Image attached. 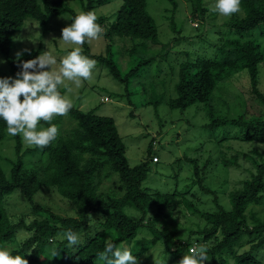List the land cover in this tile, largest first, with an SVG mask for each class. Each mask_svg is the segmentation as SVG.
I'll return each instance as SVG.
<instances>
[{
  "label": "trees",
  "instance_id": "trees-1",
  "mask_svg": "<svg viewBox=\"0 0 264 264\" xmlns=\"http://www.w3.org/2000/svg\"><path fill=\"white\" fill-rule=\"evenodd\" d=\"M109 1L82 0L83 10L94 13L95 8ZM169 1L175 7V0ZM188 1L192 19L200 22L212 20L204 0ZM146 4L147 0H120L112 17L96 15V22L103 28L102 36L107 40L105 50L93 53L86 41L81 46L82 55L106 68L110 76L123 86L121 96L126 97L130 104L133 96H137L136 102L141 106L153 104L156 107L165 100L168 107L180 111L193 104H203L207 118L203 126L210 129L237 126L241 130L232 136L234 139L264 144L263 112L257 115L250 112L246 101V111L251 116H221L214 113L212 105L217 85L245 70L252 103L264 106V93L259 88L258 79L259 68L264 62V46L250 37L251 31L259 25L257 34L264 37V0H240V11L224 19L220 25L224 30H216L218 36L213 42L212 56L196 55L177 64L176 95L170 98L156 94L153 86L143 81L142 77L150 76L151 64L158 56H161L160 63L163 64V56L170 53L171 43L178 41L179 37L161 43L158 27ZM61 14H69L71 19L77 15L61 0H0V52L9 65L12 77L21 71V62L36 58L42 51L39 45L36 50L24 52L19 59L11 57V38L23 25V20L34 18L42 34H45L51 30L49 20ZM210 24L213 26V23ZM170 26L177 33L173 21ZM196 36L198 34L190 38ZM118 38L131 42V46L124 50L127 54L125 60V53L115 44ZM155 45L161 47V51L149 54L148 50ZM58 90L63 95L60 86ZM67 115L75 120L76 125L67 131L62 130V116L54 117L51 124L58 128L57 138L43 149L26 147L22 151L21 136H11L17 159L11 162L9 177L0 165V249L23 256L28 264H101L97 256L109 240L117 247H127L137 259L157 242L163 243L171 253H180L185 249L188 252L193 242L195 247L205 248L213 263L228 258L233 259V264L261 263L256 251L264 248V218L254 216L250 219L246 211L249 205L264 200V162L253 159L255 172L251 171L238 188L229 192L231 208L227 210L218 203L215 192L204 183L206 164L199 167L191 160L196 183L206 193L213 194L215 208L200 210L184 199L187 207L203 218L204 225L190 231L187 237L175 240V229L168 228L167 219L178 205L176 192H160L142 186L149 161H159L152 160L156 156L155 138L148 143L144 160L130 166L125 145L112 117L96 115L75 106ZM41 124L50 126L43 121ZM6 131V123L0 119V142L5 138ZM29 152H39L40 157L26 166L21 157ZM252 152L259 155L256 148H252ZM231 155H224L225 165L236 163V153ZM104 179L112 180L110 192L100 189ZM42 189L59 193L74 209L75 215L55 213L35 201V194ZM14 191L27 201L28 211L14 215L13 219L9 213L11 208L4 203V198ZM126 207L138 213V217L134 218L126 212ZM160 219H163L162 222ZM143 226L148 228L150 236L138 238V231ZM67 230H72L79 237L81 235V243L69 247L63 235ZM245 234L249 235L250 246L238 252L236 246ZM193 235L195 240L192 241ZM53 250H56L57 256L52 257Z\"/></svg>",
  "mask_w": 264,
  "mask_h": 264
},
{
  "label": "rangeland",
  "instance_id": "rangeland-1",
  "mask_svg": "<svg viewBox=\"0 0 264 264\" xmlns=\"http://www.w3.org/2000/svg\"><path fill=\"white\" fill-rule=\"evenodd\" d=\"M61 1L77 14L84 12L82 0ZM175 2V7H172L169 0H147L146 4L147 11L154 18L158 27L159 41L167 43L174 37H179V42L171 43L170 53L163 56V64L160 63L161 56H158L151 64L150 76L142 77L143 81L153 86L156 94H164V98L176 95L174 83L177 81L178 63L196 55L212 56L214 52L213 42L218 36L216 30H224L220 25L224 19L228 18L212 11L215 0H204L210 9L208 14L212 20L208 19L201 22L190 17V2L188 0H175ZM119 5L120 0H111L95 8L94 13L95 15L104 14L112 17ZM172 21L177 33L171 29L170 23ZM71 23L69 14L53 16L49 20L51 30L42 34L39 23L35 19L25 18L23 25L12 35L11 56L17 57L18 53L23 54L30 49L36 50L41 45L40 54L49 52L55 56L57 58L55 67L58 68L59 60L75 47L65 45L60 40L62 29ZM210 23H213L214 27ZM207 27L209 28L207 29ZM259 27L251 31L250 37L263 47L264 37L257 34L260 30ZM197 34L198 36L195 38H190ZM187 37L189 40H186ZM88 43L91 52L98 54L104 52L107 40L101 36L100 39ZM115 44L125 53L123 56L125 60L127 54L124 50L131 46V42L118 38L115 40ZM153 51L159 53L161 47L155 45L148 50V53L151 54ZM7 77L16 78L10 75L9 65L0 52V78ZM258 79L259 88L264 93V62L259 68ZM60 87L63 89V95L72 101L73 106L83 111L110 116L114 119L118 133L125 145V155L130 166L144 160L147 155L148 143L152 138H155L154 151L159 161L156 163L149 161V170L142 186L160 192H176L178 205L167 219L168 228L175 229V240L177 237H187L190 231H196L204 225L203 218L193 209L188 208L184 199L191 201L200 210L211 211L215 208L213 194L206 193L196 183L197 179L193 174V162L191 160L198 163L199 167L206 164L204 183L215 192L218 203L227 210L231 208L229 192L238 188L241 181L249 177L251 171L255 172L253 159L264 162V144L240 141L232 137L239 133L240 127L220 126L210 129L203 126L207 122L205 105L203 104H193L180 111L168 107L165 100H162L156 107L153 104L141 106L136 102L137 96H133L132 104L128 103L126 97L121 96L123 86L116 82L103 66L96 64L92 79L82 81V86L79 88L70 81H65V84ZM248 89L249 78L245 70L237 72L224 82L219 83L212 95L214 113L230 117L243 114L249 117L251 114L246 111V101H248L250 112H254V114L264 113V106H261L257 101V105L252 103V96ZM106 96L108 100H104ZM75 125V120L68 115L61 117L62 130L67 131ZM40 126L44 127L42 124ZM223 137L225 138L223 139ZM14 145V139L6 131L5 138L0 142V165L6 177H9L11 162L17 159ZM26 147L28 146L22 141V151ZM252 148H256L259 155L253 153ZM234 153L237 155L236 163L225 165L224 155L230 157ZM39 157V152H29L25 153L21 160L24 165L29 166ZM111 187L112 180L109 179H104L100 185L103 192H110ZM34 200L55 213L65 216L75 215V211L68 201L54 190H39L35 194ZM4 203L11 208L9 213L13 219L14 215L28 211L27 201L17 191L7 195L4 198ZM15 206L17 207L13 208ZM125 210L134 218L138 217V213L132 211L133 209L126 207ZM153 212L151 211V213ZM246 212L250 219L254 216L264 218V200L262 203L249 205ZM162 220L159 221L162 222ZM161 222L158 223V227L161 226ZM147 231L148 228L141 227L137 237L150 236ZM248 237V234L242 237V241L236 246L238 252L249 248L250 238ZM194 238L193 235L192 241L195 240ZM80 239H82L81 235ZM192 244L195 243L192 242ZM187 253L186 249L180 253L168 252L163 243L157 242L137 261L138 264H178V261ZM256 257L261 262L260 264H264V248L256 251ZM204 264H233V259L217 260L213 263L212 258H210Z\"/></svg>",
  "mask_w": 264,
  "mask_h": 264
},
{
  "label": "clouds",
  "instance_id": "clouds-1",
  "mask_svg": "<svg viewBox=\"0 0 264 264\" xmlns=\"http://www.w3.org/2000/svg\"><path fill=\"white\" fill-rule=\"evenodd\" d=\"M212 11L230 17L240 11V0H215ZM71 20L72 23L62 29L60 40L75 47L59 60L58 68L55 67L57 58L44 52L21 62L16 78H0V119L6 123L7 134L21 136L28 147L43 149L52 143L57 138L58 128L51 121L54 117L67 116L73 107L72 101L60 93L59 86L70 81L79 88L82 81L92 79L96 61L82 55L81 46L86 41L100 39L103 28L93 12H80ZM21 54L13 58L19 59ZM41 121L50 126L41 127ZM63 235L69 247L81 243L79 235L72 230ZM54 256H57L56 250L52 252ZM97 259L101 264H138L137 257L127 247H117L110 240ZM208 259L205 248L190 247L178 264H204ZM0 264H28V260L0 249Z\"/></svg>",
  "mask_w": 264,
  "mask_h": 264
},
{
  "label": "built area",
  "instance_id": "built-area-1",
  "mask_svg": "<svg viewBox=\"0 0 264 264\" xmlns=\"http://www.w3.org/2000/svg\"><path fill=\"white\" fill-rule=\"evenodd\" d=\"M104 100H108V97H107V96L104 97ZM152 160H153V161H157V160H158V157H157V156H154V157L152 158ZM191 247H195V244L191 245Z\"/></svg>",
  "mask_w": 264,
  "mask_h": 264
}]
</instances>
